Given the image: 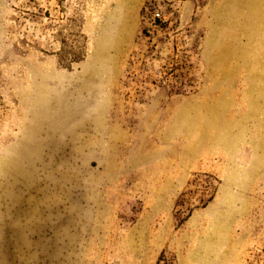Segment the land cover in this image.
I'll return each mask as SVG.
<instances>
[{
  "label": "rangeland",
  "instance_id": "obj_1",
  "mask_svg": "<svg viewBox=\"0 0 264 264\" xmlns=\"http://www.w3.org/2000/svg\"><path fill=\"white\" fill-rule=\"evenodd\" d=\"M0 264H264V0H0Z\"/></svg>",
  "mask_w": 264,
  "mask_h": 264
},
{
  "label": "built area",
  "instance_id": "obj_2",
  "mask_svg": "<svg viewBox=\"0 0 264 264\" xmlns=\"http://www.w3.org/2000/svg\"><path fill=\"white\" fill-rule=\"evenodd\" d=\"M155 16H156V17H159V16H160V13H159V12H156V13H155Z\"/></svg>",
  "mask_w": 264,
  "mask_h": 264
}]
</instances>
